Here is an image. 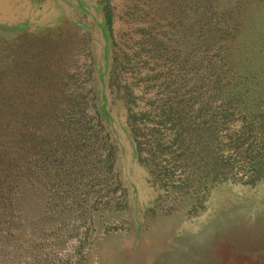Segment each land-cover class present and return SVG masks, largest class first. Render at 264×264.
I'll return each instance as SVG.
<instances>
[{"label": "rangeland", "instance_id": "obj_1", "mask_svg": "<svg viewBox=\"0 0 264 264\" xmlns=\"http://www.w3.org/2000/svg\"><path fill=\"white\" fill-rule=\"evenodd\" d=\"M0 264H264V0H0Z\"/></svg>", "mask_w": 264, "mask_h": 264}]
</instances>
